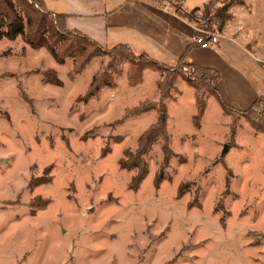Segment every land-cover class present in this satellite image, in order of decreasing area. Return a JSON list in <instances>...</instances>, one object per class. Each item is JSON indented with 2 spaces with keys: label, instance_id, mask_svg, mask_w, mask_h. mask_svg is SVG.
<instances>
[{
  "label": "rangeland",
  "instance_id": "obj_1",
  "mask_svg": "<svg viewBox=\"0 0 264 264\" xmlns=\"http://www.w3.org/2000/svg\"><path fill=\"white\" fill-rule=\"evenodd\" d=\"M225 4L264 48V0H208L188 15L220 29L229 17L220 27L212 15ZM112 55L58 63L21 36L0 40V264H264V135L253 116L208 96L196 126L189 71L145 69L131 85L140 53ZM160 117L170 154L154 144L132 189L124 153Z\"/></svg>",
  "mask_w": 264,
  "mask_h": 264
},
{
  "label": "crops",
  "instance_id": "obj_2",
  "mask_svg": "<svg viewBox=\"0 0 264 264\" xmlns=\"http://www.w3.org/2000/svg\"><path fill=\"white\" fill-rule=\"evenodd\" d=\"M43 1L48 11L65 15L67 29L80 31L102 47L125 44L167 65L181 59L216 69L221 91L235 109L246 110L264 95V48L248 38L243 25L232 23L231 12L218 29L217 43L201 48L193 42L196 23L187 14L208 0ZM15 260L23 263L25 255Z\"/></svg>",
  "mask_w": 264,
  "mask_h": 264
},
{
  "label": "trees",
  "instance_id": "obj_3",
  "mask_svg": "<svg viewBox=\"0 0 264 264\" xmlns=\"http://www.w3.org/2000/svg\"><path fill=\"white\" fill-rule=\"evenodd\" d=\"M229 4L223 5L218 9L212 19H218L220 27L225 19L229 17L224 14ZM198 8L192 10L197 12ZM208 14L206 10L204 12ZM188 15V14H187ZM190 16V14L188 15ZM190 18V17H189ZM21 36L31 47L35 49L44 48L58 62L62 63L65 58H82V63L88 62L100 51V46L96 41L81 33L78 30H69L65 27V15L48 11L43 0H0V40H13ZM113 49V58L120 60H129L132 51L125 44H117L111 47ZM178 69H173L176 75L186 78L184 71H189L190 75L186 81L194 89V99L196 113L193 116L195 125L203 116L206 97L213 96L218 101L221 109L226 114L230 112H240L241 110L232 107L225 99L220 85V73L211 67H205L197 64H187L179 59L176 63ZM167 64L161 63L146 53H140L139 59L135 63L136 69L128 75V82L131 85L139 84L142 80L141 73L145 69L164 72L167 70ZM51 75V74H48ZM52 76V75H51ZM44 82L58 85L60 80L56 77L53 79L43 77ZM108 83L103 80L86 95L85 100L93 97L99 89ZM204 93H207L204 95ZM139 110V109H138ZM141 111V110H139ZM245 121L256 132L264 134V95L259 96L252 105L244 110ZM142 112V111H141ZM169 133L166 128L165 119L160 120L153 125L147 132L142 134L138 141L135 151H126L124 159L121 161V167L127 170L136 169L137 173L133 178L131 188L136 189L138 184L143 180L147 171L144 156L150 148L156 143H163L166 156L170 151L167 147ZM161 177L156 179L159 183ZM34 202H32L33 205Z\"/></svg>",
  "mask_w": 264,
  "mask_h": 264
},
{
  "label": "built area",
  "instance_id": "obj_4",
  "mask_svg": "<svg viewBox=\"0 0 264 264\" xmlns=\"http://www.w3.org/2000/svg\"><path fill=\"white\" fill-rule=\"evenodd\" d=\"M209 28H202L198 26H194L196 34L193 37V42L199 45L201 48H207L211 44H215L218 42V38L221 36L219 34L218 29L215 27Z\"/></svg>",
  "mask_w": 264,
  "mask_h": 264
},
{
  "label": "water",
  "instance_id": "obj_5",
  "mask_svg": "<svg viewBox=\"0 0 264 264\" xmlns=\"http://www.w3.org/2000/svg\"><path fill=\"white\" fill-rule=\"evenodd\" d=\"M226 148H227V145H224V148H223V150H226Z\"/></svg>",
  "mask_w": 264,
  "mask_h": 264
}]
</instances>
